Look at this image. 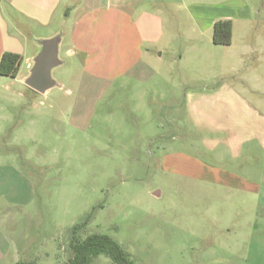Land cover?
<instances>
[{
    "label": "rangeland",
    "instance_id": "1",
    "mask_svg": "<svg viewBox=\"0 0 264 264\" xmlns=\"http://www.w3.org/2000/svg\"><path fill=\"white\" fill-rule=\"evenodd\" d=\"M8 19L27 56L70 26L57 17L50 25L19 13ZM180 30L169 25L151 58L130 70L136 80L93 79L65 44L45 94L0 76V206L10 208L3 231L13 243L0 264H65L73 238L93 234L113 238L136 264H264L255 249V234L264 235L261 197L176 173L197 161L227 169L228 150L209 139L207 125L237 117L251 126L264 109L228 114L205 103L225 83L211 76L222 73L226 49L193 48ZM219 91L214 100L222 101ZM251 148L264 158V141ZM89 264L113 263L101 255Z\"/></svg>",
    "mask_w": 264,
    "mask_h": 264
},
{
    "label": "crops",
    "instance_id": "2",
    "mask_svg": "<svg viewBox=\"0 0 264 264\" xmlns=\"http://www.w3.org/2000/svg\"><path fill=\"white\" fill-rule=\"evenodd\" d=\"M15 13L43 25H50L55 17L63 28L69 24L68 31L60 35L59 49L65 44V53L69 57L79 56L85 72L100 82L139 78L138 74L130 75V70L144 57L151 58L152 50L159 46L169 25L175 26L177 32H181L182 27L189 46L194 48L212 43L214 23L229 20L232 31L231 43L224 46L223 64L226 65L222 73L211 76L225 83L211 87L212 97L209 98L212 99L203 101L212 107L219 103L221 107L218 106L228 114L264 109V0H0V58L4 52L22 56L14 79L24 83L39 49L27 56L14 45L12 35L8 33L12 23L8 17ZM156 58L160 60L161 55ZM23 65L26 73L21 72ZM221 88L223 100H214ZM263 119L252 122L251 126L237 117L223 124L212 119L207 125V135L209 139L219 138L228 150L229 167L222 170L211 163L197 161L186 166L191 167L189 173H176L252 197L260 196L264 203V158L251 148L264 141ZM250 128L255 129L254 133L245 134ZM161 138L174 141L177 137ZM237 146L238 154L233 153ZM244 150L251 156L252 163H248L246 157L241 158L240 153ZM7 209L0 206V256L2 252L7 254L13 245L3 231V216H7ZM255 249L259 253L264 251V235L255 234Z\"/></svg>",
    "mask_w": 264,
    "mask_h": 264
},
{
    "label": "trees",
    "instance_id": "3",
    "mask_svg": "<svg viewBox=\"0 0 264 264\" xmlns=\"http://www.w3.org/2000/svg\"><path fill=\"white\" fill-rule=\"evenodd\" d=\"M232 25L229 20H219L212 27V43L228 46L231 43ZM19 54L4 52L0 58V76L15 78L22 64ZM75 228V227H74ZM71 256L65 264H89L98 256H106L113 264H136L125 249L113 238L104 234H93L85 239L74 237L70 244ZM15 264H33L17 262Z\"/></svg>",
    "mask_w": 264,
    "mask_h": 264
},
{
    "label": "water",
    "instance_id": "4",
    "mask_svg": "<svg viewBox=\"0 0 264 264\" xmlns=\"http://www.w3.org/2000/svg\"><path fill=\"white\" fill-rule=\"evenodd\" d=\"M60 35L39 41L40 50L33 58V64L29 74L24 80V84L31 90L45 94L56 86V81L52 78V70L61 65L59 59Z\"/></svg>",
    "mask_w": 264,
    "mask_h": 264
}]
</instances>
